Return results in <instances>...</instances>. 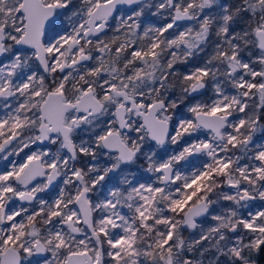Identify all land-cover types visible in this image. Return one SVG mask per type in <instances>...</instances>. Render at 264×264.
I'll return each instance as SVG.
<instances>
[{
	"label": "snow or ice",
	"instance_id": "obj_1",
	"mask_svg": "<svg viewBox=\"0 0 264 264\" xmlns=\"http://www.w3.org/2000/svg\"><path fill=\"white\" fill-rule=\"evenodd\" d=\"M264 0H0V264H262Z\"/></svg>",
	"mask_w": 264,
	"mask_h": 264
},
{
	"label": "flooded vegetation",
	"instance_id": "obj_2",
	"mask_svg": "<svg viewBox=\"0 0 264 264\" xmlns=\"http://www.w3.org/2000/svg\"><path fill=\"white\" fill-rule=\"evenodd\" d=\"M262 264H264V262H262Z\"/></svg>",
	"mask_w": 264,
	"mask_h": 264
}]
</instances>
